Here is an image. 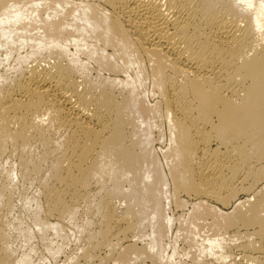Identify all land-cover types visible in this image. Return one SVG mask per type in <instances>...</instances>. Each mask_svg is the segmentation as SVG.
Listing matches in <instances>:
<instances>
[{
	"label": "bare ground",
	"instance_id": "obj_1",
	"mask_svg": "<svg viewBox=\"0 0 264 264\" xmlns=\"http://www.w3.org/2000/svg\"><path fill=\"white\" fill-rule=\"evenodd\" d=\"M13 1L0 0V35L8 36L7 41L29 11ZM100 2L109 14L106 31L147 57L160 77L168 122L179 130L181 138L175 150L176 180L182 182L178 189L197 197L201 204H237L235 214L227 219L219 218V212L214 215L213 208L208 210L215 221L220 219L227 228L237 229L241 242L236 249L241 261L232 264H264V0ZM83 17L95 28L106 23L87 18L85 12ZM114 88L107 85L95 92L77 81L72 66L61 62L32 68L13 84L1 87L0 169L9 139L40 146L39 159L22 156L18 169L22 178H28L40 174L43 165L50 162L54 183L42 188V202L35 203L39 210L36 217L43 212L47 219H55V224L46 218L39 224L41 231H57L65 219L76 217L78 205L87 200L93 181L100 175L101 159L112 154L123 163L125 177L131 176L130 185L138 197L128 201L126 211L121 210L124 213L113 204L120 187L99 202L97 212L103 229L91 235L95 244L85 249L83 262L109 264L112 257H99L96 262L100 255L95 252L109 249L116 253L121 247L122 253L114 258L121 264H132L136 259L162 264L163 239L172 221L163 206L167 182L149 148V129L141 132L134 119L137 116L146 126L152 112L132 97L118 100ZM43 109L53 110V122L69 132L63 144L43 129ZM13 122L19 126L15 134L9 129ZM1 178L0 264H15L11 234L17 225L9 219L17 206L9 190L14 181L10 173ZM138 183H146L143 194L136 189ZM240 191L247 195L244 201L237 199ZM145 201L156 222L152 227L155 237L143 247H124V240L141 231L148 220L146 209L134 212L132 202L137 208ZM139 234L134 236L139 238ZM207 243L206 251L212 254L218 248V259H228L222 242Z\"/></svg>",
	"mask_w": 264,
	"mask_h": 264
},
{
	"label": "rangeland",
	"instance_id": "obj_2",
	"mask_svg": "<svg viewBox=\"0 0 264 264\" xmlns=\"http://www.w3.org/2000/svg\"><path fill=\"white\" fill-rule=\"evenodd\" d=\"M13 2L29 11L24 20L15 27L11 41H7L8 36L0 35V44L3 45L1 46L3 48L0 47V88L13 84L17 78L19 79L32 68L44 69L50 64L61 62L66 66H72L77 81L95 92L101 87L112 85L113 88L115 87L114 92L118 100L121 101L125 96L132 97L138 105H143L148 112H152L149 113L150 123L146 126L142 125L137 116H134V119L141 132L149 129L152 144L149 148L167 182L164 187L163 206L167 213L165 214L171 217L172 221L166 228L163 239L162 264L163 262L164 264H232L241 261V253L236 249L241 242L236 237L237 229L227 228L220 219V222L215 221L208 210L213 208L214 215L219 212L221 214L218 215L219 218L222 216L227 219L228 216L235 214L237 204L224 206L213 201H204L209 202L208 206L201 204L197 197L178 189L182 182L176 180L178 170L175 171V168L178 160L175 150L180 146L181 138L179 130L171 128L168 122L166 99L160 77L153 70V64L147 57L136 52L134 46L119 42L112 33L106 31L109 14L101 8L100 0H14ZM32 11L37 13L32 15ZM83 12L89 19H99L106 23L101 24L99 28L87 25L84 22ZM123 48L126 50L124 51L126 55ZM55 117L53 110L43 109L42 127L47 133L49 132L56 143L63 144L69 132L64 127L58 128L53 122ZM18 128L16 122L9 126L12 134H15ZM130 131L132 132V128ZM7 144L6 152L1 159L0 180L2 176L10 173L14 181L13 187H9V190L13 195V203L17 206L9 219L11 218L17 225V229L11 234L15 264H88L83 262L86 261L84 251L89 249V245L92 247L95 244L92 236L103 229L101 215L97 212L99 202L111 195L115 188L120 187L121 193L114 196L113 204H116V208L121 212V210L126 211V206L133 196L138 197L134 192L135 189L130 185L131 176L124 175L123 163L112 154L104 156L101 159L100 175L91 185L88 201L84 200L78 205L76 217L72 220L65 219L57 231H41L42 226L39 222H44L47 216L39 212L40 216L36 217L39 211L36 209V204L38 201L42 202V188L54 183V179L51 178L53 176L51 164L45 163L40 174L22 178L18 169L20 157L36 160L39 159L42 150L37 144L31 142L24 145V142L15 138L9 139ZM13 171L15 173H12ZM1 182L2 180L0 184ZM145 185L146 183H138L136 189L143 194ZM246 198V193L240 191L237 199L244 201ZM133 203L134 212L146 209L148 220L144 222L141 231L130 234L124 240L123 246L135 244L143 247L155 237L152 227L156 222L152 220L149 203L145 201L137 208L135 202ZM47 220L56 223L52 221L55 219L46 218ZM116 233L118 232L114 233L116 239L112 238L114 243L117 241ZM136 233H140L141 237H135ZM207 241L222 242L225 252L229 253L228 259L225 261L218 259L221 251L218 248H214L212 254L206 251L209 248ZM120 248H117L116 253L114 251L112 253L109 249H99L95 254L100 256L97 255L94 259L97 262L99 257H112V262L109 264H121L114 260L123 250ZM157 252L156 249L152 254L156 255ZM151 263L153 261L150 259H136L132 264Z\"/></svg>",
	"mask_w": 264,
	"mask_h": 264
}]
</instances>
